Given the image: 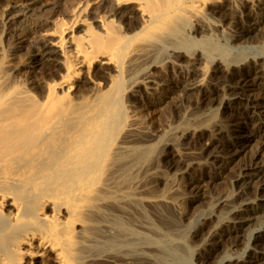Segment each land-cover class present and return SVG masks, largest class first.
Segmentation results:
<instances>
[{"label": "bare ground", "instance_id": "bare-ground-1", "mask_svg": "<svg viewBox=\"0 0 264 264\" xmlns=\"http://www.w3.org/2000/svg\"><path fill=\"white\" fill-rule=\"evenodd\" d=\"M0 33V264H96L103 224V264L264 262V0H26ZM20 50L52 79L18 89ZM187 93L150 144L136 110Z\"/></svg>", "mask_w": 264, "mask_h": 264}, {"label": "rangeland", "instance_id": "rangeland-1", "mask_svg": "<svg viewBox=\"0 0 264 264\" xmlns=\"http://www.w3.org/2000/svg\"><path fill=\"white\" fill-rule=\"evenodd\" d=\"M1 1L2 2L0 3V17L7 10L10 9V6L11 5L12 6L15 5L16 8H19L20 7V4H22L23 1H26V0H23V1L22 0H11V1L10 0H1ZM11 2H12V4H10ZM17 24H18V27L23 28L25 30L26 29L29 30L32 27V23L19 22ZM1 36L2 35L0 33V39H1ZM261 36H262V34L257 33L254 36L253 43L252 42L250 44H248V43H242L243 45L240 43L238 47H242V48H245L247 46L256 47V46L259 45V44H256L257 41H259V40L261 41V38H262ZM225 39H229V35H226V38ZM15 43L17 45H19V47H20L21 46L20 44L23 43V42H20V41L17 40ZM224 43H225V41H224ZM4 46L5 47H8L7 44L2 45V46L0 45V57H3L5 55V50L3 49ZM16 52H14L12 54V56H10L9 58L6 59L5 66H4L5 67L4 68V71H7L9 69H12L14 71L13 73L16 72L17 75L20 74V75H18V78L15 79L16 80L15 81V86H17L18 89H20L22 91L23 90H28V87L31 88L30 85H29V83H31V82H34V83H37L38 82V84H40V83L43 84L44 81L46 82V81H50L52 79V77L49 74H47V73H45V71H43V66H39L35 70L30 69L29 67H27L28 65H26V64H28L29 61L26 60V58H27V52L25 50H20V51H16ZM10 55H11V53H10ZM204 68H205V66H204ZM181 71H184V72H187V73H192L193 69L184 68ZM43 75H44V77H42ZM175 78H176V76H175ZM48 79H50V80H48ZM37 80H39V81H37ZM178 80H179V78H178ZM29 81H31V82H29ZM188 95H190V94L187 93V94H185V96H184V94H183V96L182 95H179V99L177 101L175 100L176 107L173 108L174 109L173 110L174 112L171 111L172 113L170 112V109H169V108L172 109L171 106H169V105H166V107H165V105L160 106L159 111H160V115L161 116H159V115H158L159 117L157 116L158 119L157 120L155 119L156 121H154V124L153 123L150 124L149 122H147V121H150V117H151L150 115H148V113L145 114L146 112H143L141 109H137L136 110V112L138 111V113H139V115L137 113L138 116L136 115L137 117H135L136 120H137L136 122H141V123H144L145 122L143 124V126L145 127V129L147 127V131H149V135L150 136L151 135L153 136L152 137V142L150 144H152V145H155L156 144L157 145L159 142L162 143V142H166L167 140H169L170 137H166L167 136L166 133H168L171 130V128L179 126L180 120L183 119V118H185L186 115H187V113H188V111L191 109V96L188 97ZM168 112H170V113H168ZM164 113H166V115L168 114L167 115L168 117ZM206 114L207 113H205L204 115H206ZM172 115H175V116L173 117ZM204 115H201V113H200V116H204ZM148 116H150V117H148ZM171 124H173V125L171 126ZM203 144L206 146V144H209V143H208V141H204ZM175 153L177 154V152H175ZM160 169L163 171V174H164L163 176L166 177L168 180L170 179V181L173 182V184L179 185V186L181 185L182 188L185 186L184 185L185 179L179 182V177H178V175H176V173L174 174V172H170V173L167 172L165 166H160ZM164 171L167 174L168 173L169 174L166 175V173ZM213 183H215V184L210 185V187L208 188V190H206V193L208 194V196L209 195H212V194H215L219 190H224V189H227V188L230 187V181L229 180H226V181L225 180H218V181L213 182ZM182 198L185 199L186 197L183 196ZM260 199H262V198H260ZM208 202H209V205L211 203H214V201L212 202L211 200H208ZM205 205H206V207H205ZM209 205H208V203L206 201V202H204V204L203 203L202 204L199 203V204L196 205V207L194 206L193 208H195V209H193L191 207L190 208V211L192 213L191 214L192 215L191 216L192 218H190L191 221H190L189 218H188L187 221H185L186 222V225L187 226L192 225V223L194 221V218H196V216L199 213H201L202 211L205 212V210H206V212H207L209 210V207H208ZM185 206H187V205L185 204ZM105 225L106 224L101 225L102 226V231H103L102 232V235L95 237V245H96L97 248H96L94 257H95V260H96L95 261L96 264H103L106 261V258L109 255L108 250L107 251L105 250V245H106V241H107L106 240V235L107 234H105V230H104L105 229L104 228ZM257 229H258V227H252V229L248 230V232L246 234L247 244L250 241L253 240L252 233L255 232V231L257 232L258 231ZM101 248H103V249H101ZM246 250L247 249L244 248L243 250H241L238 254L234 255L233 257L234 258H238V257L240 258V256H241L242 258H246L245 256H247V252H248V251L246 252ZM244 252H246V253L244 254ZM223 254H225V253H223ZM223 254L220 256V259H218L214 264H224V258H225L226 255H223ZM260 264H264V262L263 263H260Z\"/></svg>", "mask_w": 264, "mask_h": 264}]
</instances>
